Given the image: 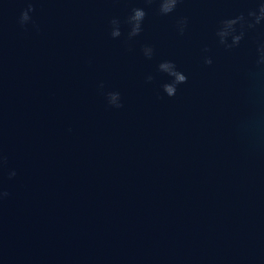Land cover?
Segmentation results:
<instances>
[{"label":"water","instance_id":"1","mask_svg":"<svg viewBox=\"0 0 264 264\" xmlns=\"http://www.w3.org/2000/svg\"><path fill=\"white\" fill-rule=\"evenodd\" d=\"M28 3L0 0V264H264V26L231 52L215 37L254 0H31L21 26Z\"/></svg>","mask_w":264,"mask_h":264},{"label":"clouds","instance_id":"2","mask_svg":"<svg viewBox=\"0 0 264 264\" xmlns=\"http://www.w3.org/2000/svg\"><path fill=\"white\" fill-rule=\"evenodd\" d=\"M183 0H145V3L151 5L157 3L159 5L158 11L162 16L171 15L174 13ZM254 7L247 10L246 13H240L236 16L228 17L221 20L215 31L216 43L222 46L226 51L231 52L241 46L250 32L257 30L258 26H264V0H254ZM35 12V7L29 0L28 6L20 15L19 23L21 26H26L32 22V16L30 13ZM147 17V11L144 8L137 7L132 9L131 15L128 16L126 23L129 26L128 39L131 40L139 36L143 31V23ZM189 24V18L186 16L179 17L176 21V29L179 35L183 36ZM121 21L118 18L111 20V36L113 38H119L122 36ZM256 55L254 69L250 70V75L255 78L261 71H264V37H259L255 41ZM203 63L211 66L213 59L208 53L211 52V48L205 47L203 50ZM145 57L151 59L155 54V49L151 46H145L143 48ZM158 70L166 74L170 79L168 82L162 85L163 92L168 97H175L179 90V87L186 84L188 81L187 75L179 70L177 64L174 61H162L158 65ZM155 79L154 76L149 75L146 77L147 82H152ZM103 88V84L100 85ZM108 104L115 108L123 107L122 97L119 92H108L106 94ZM12 176L16 173L13 171ZM7 196V193L0 194Z\"/></svg>","mask_w":264,"mask_h":264}]
</instances>
